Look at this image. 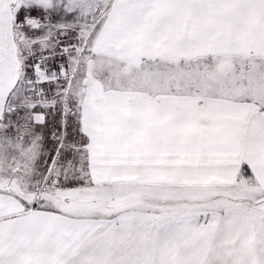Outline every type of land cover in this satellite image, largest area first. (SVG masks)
I'll return each mask as SVG.
<instances>
[{
  "label": "snow or ice",
  "instance_id": "1",
  "mask_svg": "<svg viewBox=\"0 0 264 264\" xmlns=\"http://www.w3.org/2000/svg\"><path fill=\"white\" fill-rule=\"evenodd\" d=\"M0 264H264V0H0Z\"/></svg>",
  "mask_w": 264,
  "mask_h": 264
}]
</instances>
